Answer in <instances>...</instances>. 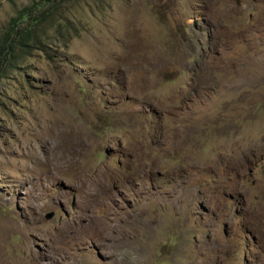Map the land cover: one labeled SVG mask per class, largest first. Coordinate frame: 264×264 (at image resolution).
<instances>
[{"label":"rangeland","instance_id":"rangeland-1","mask_svg":"<svg viewBox=\"0 0 264 264\" xmlns=\"http://www.w3.org/2000/svg\"><path fill=\"white\" fill-rule=\"evenodd\" d=\"M49 10L0 75V264H264V0Z\"/></svg>","mask_w":264,"mask_h":264},{"label":"trees","instance_id":"trees-1","mask_svg":"<svg viewBox=\"0 0 264 264\" xmlns=\"http://www.w3.org/2000/svg\"><path fill=\"white\" fill-rule=\"evenodd\" d=\"M58 0H31V3L17 9L0 29V75L7 69H14L22 61L27 49L41 45L40 34L43 22Z\"/></svg>","mask_w":264,"mask_h":264},{"label":"bare ground","instance_id":"bare-ground-1","mask_svg":"<svg viewBox=\"0 0 264 264\" xmlns=\"http://www.w3.org/2000/svg\"><path fill=\"white\" fill-rule=\"evenodd\" d=\"M74 223H75V222H74ZM84 225H86V224H84ZM74 226H75V224H74ZM74 226H73V227H74ZM73 227H72L71 229H74ZM86 227H87V226H83V225H82L81 228L83 229V231H82L81 234H78V235H77V238H76V239H79L80 237L94 236V235H96V234H97L98 236H101V234L105 235V234L107 233V226H106V225L104 226V228H101V227H102V226H101L100 228H97V229H92V228L89 227V226H88V228H86ZM25 232H26V231H25ZM68 232H69V231H68ZM65 234H66V233H65ZM59 235H60V233H59ZM66 235H67V234H66ZM66 235H65V236H66ZM61 236H62V235H61ZM53 237H54V236H53ZM55 237H56V235H55ZM57 238H58V237H57ZM57 238H56V239H57ZM61 238H62V237H61ZM61 238H60V239H61ZM57 240H58V239H57ZM71 240H73V239H71Z\"/></svg>","mask_w":264,"mask_h":264},{"label":"water","instance_id":"water-1","mask_svg":"<svg viewBox=\"0 0 264 264\" xmlns=\"http://www.w3.org/2000/svg\"><path fill=\"white\" fill-rule=\"evenodd\" d=\"M52 216V213H49L46 218H50Z\"/></svg>","mask_w":264,"mask_h":264}]
</instances>
